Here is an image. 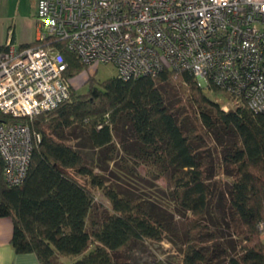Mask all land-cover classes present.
<instances>
[{
  "label": "trees",
  "instance_id": "obj_1",
  "mask_svg": "<svg viewBox=\"0 0 264 264\" xmlns=\"http://www.w3.org/2000/svg\"><path fill=\"white\" fill-rule=\"evenodd\" d=\"M47 41L66 63L68 99L32 118L0 111V121L24 122L40 135L21 184L8 186L0 167V217L12 218L15 252H32L39 264H62L67 257L74 258L71 264H173L118 259L117 253L143 240L161 241L175 209L189 213L180 264H264V112L245 102L223 109L204 89L226 101L227 93L212 81L200 86L189 70L116 75L100 83L93 71L82 82L87 92L79 94L71 79L90 66L64 40ZM130 162L167 178L170 187L154 199L124 195L103 172L112 163V177H138ZM217 167L229 182L214 179ZM93 188L109 206L96 205ZM206 218L219 233L208 229Z\"/></svg>",
  "mask_w": 264,
  "mask_h": 264
},
{
  "label": "built area",
  "instance_id": "obj_2",
  "mask_svg": "<svg viewBox=\"0 0 264 264\" xmlns=\"http://www.w3.org/2000/svg\"><path fill=\"white\" fill-rule=\"evenodd\" d=\"M37 41L0 50V111L32 118L69 97L66 63L50 37L83 63L111 64L129 79L160 70L191 71L228 99L264 112V0H37ZM40 135L0 121V167L8 186L23 182Z\"/></svg>",
  "mask_w": 264,
  "mask_h": 264
},
{
  "label": "rangeland",
  "instance_id": "obj_3",
  "mask_svg": "<svg viewBox=\"0 0 264 264\" xmlns=\"http://www.w3.org/2000/svg\"><path fill=\"white\" fill-rule=\"evenodd\" d=\"M94 71V79L96 83H100L107 78L116 76V70L111 64L101 63L95 67L90 66L89 69L84 70L78 76L71 79V83L77 89V93L82 94L86 93L89 84L82 83L88 74H92ZM205 94L210 97L212 100L223 104L226 102L224 95L218 91H213L209 89H204ZM79 139L77 142H80ZM74 142V141H73ZM84 152H89L87 155L88 164H92L95 166L96 157L94 156V161L91 160L92 152L86 147L83 149ZM91 154V155H90ZM130 167L135 169L140 175L138 177L133 175L130 179L121 178V177H112L111 168L112 163L108 164V169L103 174L107 177L108 184L111 186H115L119 191L123 192L124 195L132 196L134 198H153L154 195L159 191V189H168L170 187V183L165 177L155 178L149 173L146 172V169L139 164H135L134 162H130ZM107 165V164H105ZM96 172H100V168L95 169ZM102 173V172H101ZM143 178V179H142ZM216 180H221V182H229L230 178L226 177L222 170L217 167L215 170ZM168 192V191H167ZM129 194V195H128ZM94 202L96 205H101L103 207L109 206L107 199L103 196V193L98 188H93ZM172 216H169L171 231H168L163 235V239L159 242L151 241V240H143L142 242L132 244L126 249H123L117 253L118 259H131L135 261H152L154 259H163L169 262H173V264H180L181 261V242L183 241V232L185 230V218L189 216V213H186V216H181L179 212L175 209H172ZM211 211L214 212V216L219 217V212L215 209V206H211ZM206 224L208 229L212 231V233H219L218 228L214 227L210 221V219L206 218ZM220 229V233H226L225 231ZM224 229V228H223ZM264 239V235H261ZM237 251V250H236ZM62 264H71L74 261L73 257H67L62 260Z\"/></svg>",
  "mask_w": 264,
  "mask_h": 264
},
{
  "label": "crops",
  "instance_id": "obj_4",
  "mask_svg": "<svg viewBox=\"0 0 264 264\" xmlns=\"http://www.w3.org/2000/svg\"><path fill=\"white\" fill-rule=\"evenodd\" d=\"M36 8L37 0H0V46L20 47L37 40ZM12 231V218L0 217V264H39L34 253L15 252Z\"/></svg>",
  "mask_w": 264,
  "mask_h": 264
}]
</instances>
